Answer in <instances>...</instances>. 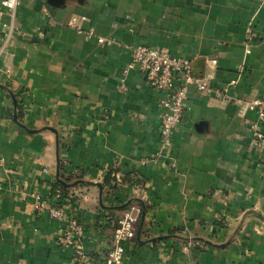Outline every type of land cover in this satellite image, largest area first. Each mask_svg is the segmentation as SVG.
Listing matches in <instances>:
<instances>
[{
  "label": "crops",
  "instance_id": "crops-1",
  "mask_svg": "<svg viewBox=\"0 0 264 264\" xmlns=\"http://www.w3.org/2000/svg\"><path fill=\"white\" fill-rule=\"evenodd\" d=\"M2 1L0 264H73L56 244L66 223L34 213L35 196L78 222L95 264L111 246L105 210L125 204L116 215L143 210L124 264H264V151L252 137L256 114L235 102L264 97L261 0H18L13 18ZM79 17L82 33L67 27ZM138 46L190 59L211 89L237 79L234 101L190 87L161 149V94L124 72ZM58 161L59 177L71 178L63 198L53 193ZM111 171L115 192L102 186Z\"/></svg>",
  "mask_w": 264,
  "mask_h": 264
},
{
  "label": "built area",
  "instance_id": "built-area-1",
  "mask_svg": "<svg viewBox=\"0 0 264 264\" xmlns=\"http://www.w3.org/2000/svg\"><path fill=\"white\" fill-rule=\"evenodd\" d=\"M17 4L18 0H3L1 2V6L8 11L11 18L14 16ZM261 5L264 6V0H261ZM83 21H85L84 17L72 18L67 23V27L82 33L80 22ZM85 34L88 39L94 38L98 44H113L111 39L97 36L93 31L89 30ZM8 37L9 33L6 35V38ZM254 38L255 33L252 27H249L246 31V40L252 41ZM245 53L249 54L250 49L246 48ZM129 71L139 73L151 89L161 94L158 100V105L163 111L159 126L161 149H168L172 146L173 133L179 127L187 108L190 87L199 93H211L212 98L219 103L234 101L227 95V91L236 85L237 79L231 80L222 89H211L206 79L194 76L193 63L190 59L174 56L163 49L148 46L132 48L130 63L124 72ZM242 72L243 67H240L237 72L238 76ZM118 90L126 92L123 82L119 85ZM235 102L242 111H251L256 114V122L252 125V137L257 147L264 151V97ZM33 211L36 214L46 213L49 218L66 223L65 228L56 239V244L73 251V264H95L83 251L81 246L82 227L75 219H67L61 208L49 206L39 196H35ZM137 219L138 217H134L130 212L121 215L117 228L113 232L111 249L104 258L103 264H124L125 244L135 240Z\"/></svg>",
  "mask_w": 264,
  "mask_h": 264
},
{
  "label": "trees",
  "instance_id": "trees-1",
  "mask_svg": "<svg viewBox=\"0 0 264 264\" xmlns=\"http://www.w3.org/2000/svg\"><path fill=\"white\" fill-rule=\"evenodd\" d=\"M21 108L19 107V105L15 102L14 104V113L16 116V120L19 121L22 118V112H21ZM58 167V175H57V179L55 181V183L53 184V193H55L57 196H59L60 198H63V196H66V192L67 189L69 187V183L71 181V178H67V179H63L62 177H59V169H61V163L60 161H58L57 164ZM114 171L109 172L106 177L103 179L102 181V186L104 188H106V190L111 191V192H115L118 190V186H119V182L116 179V176L114 174ZM79 177H77V179H75L74 181H78L80 182ZM127 179L122 180V182H126ZM68 185V186H65ZM129 210V207L125 206L124 210H120V208L118 207H111L105 210L106 212V218L108 219V224L107 225L109 227V229H111V231L114 232V230L117 228V223L118 220L120 218V215H116V212H121V211H126ZM142 207H140V213L138 215V219H137V223H136V235L138 234V229L140 227L141 224V216H142ZM113 238V233H112V237H111V241ZM136 239V237H135ZM111 249V246L109 248L108 251L104 252V254H102V263L104 262V258L108 255L109 251ZM90 257V256H89ZM95 261L96 260H100V256H93L92 257ZM92 258L90 257V259L92 260ZM94 261V262H95Z\"/></svg>",
  "mask_w": 264,
  "mask_h": 264
},
{
  "label": "water",
  "instance_id": "water-1",
  "mask_svg": "<svg viewBox=\"0 0 264 264\" xmlns=\"http://www.w3.org/2000/svg\"><path fill=\"white\" fill-rule=\"evenodd\" d=\"M50 3L54 6H60L62 4V0H50ZM15 118V116H14ZM58 175V167H56V176ZM95 187H97L99 190H101V185L100 184H91ZM68 186V185H65ZM125 206H127V204L122 205L120 208H125Z\"/></svg>",
  "mask_w": 264,
  "mask_h": 264
}]
</instances>
